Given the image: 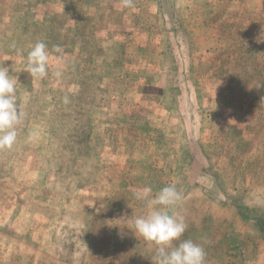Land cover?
<instances>
[{"label":"rangeland","instance_id":"rangeland-1","mask_svg":"<svg viewBox=\"0 0 264 264\" xmlns=\"http://www.w3.org/2000/svg\"><path fill=\"white\" fill-rule=\"evenodd\" d=\"M134 2L0 0V264H152L134 193L173 183L205 264H264V0ZM37 41L61 77L27 72Z\"/></svg>","mask_w":264,"mask_h":264},{"label":"clouds","instance_id":"clouds-1","mask_svg":"<svg viewBox=\"0 0 264 264\" xmlns=\"http://www.w3.org/2000/svg\"><path fill=\"white\" fill-rule=\"evenodd\" d=\"M121 6L133 8L135 2L121 0ZM52 54H56L61 64L55 72L56 77L63 75V48L53 45L50 49L46 42L37 41L26 57V69L31 77L42 80L48 76L49 58ZM16 83L17 78L10 75L7 67L0 65V150L13 148L24 119V113L17 106ZM70 102L69 96H63V104ZM134 197L145 204L148 212L134 217L128 227L131 233L153 246L152 264H205L204 247L190 239H181L188 225L178 211L183 196L174 183L155 193L150 185H145L134 193Z\"/></svg>","mask_w":264,"mask_h":264},{"label":"crops","instance_id":"crops-1","mask_svg":"<svg viewBox=\"0 0 264 264\" xmlns=\"http://www.w3.org/2000/svg\"><path fill=\"white\" fill-rule=\"evenodd\" d=\"M168 50H170V49H168Z\"/></svg>","mask_w":264,"mask_h":264}]
</instances>
